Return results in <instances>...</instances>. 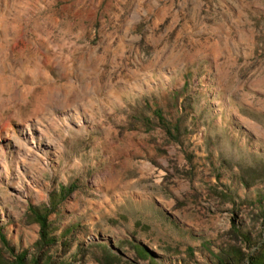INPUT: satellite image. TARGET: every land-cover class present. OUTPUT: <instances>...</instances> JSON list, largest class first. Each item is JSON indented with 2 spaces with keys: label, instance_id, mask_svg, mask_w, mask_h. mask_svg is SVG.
<instances>
[{
  "label": "rangeland",
  "instance_id": "obj_1",
  "mask_svg": "<svg viewBox=\"0 0 264 264\" xmlns=\"http://www.w3.org/2000/svg\"><path fill=\"white\" fill-rule=\"evenodd\" d=\"M32 207L74 264L257 252L264 0H0L5 257L35 253Z\"/></svg>",
  "mask_w": 264,
  "mask_h": 264
},
{
  "label": "trees",
  "instance_id": "obj_2",
  "mask_svg": "<svg viewBox=\"0 0 264 264\" xmlns=\"http://www.w3.org/2000/svg\"><path fill=\"white\" fill-rule=\"evenodd\" d=\"M68 190H70V187H68L65 192ZM49 212L50 210L47 208L32 207L30 209L33 220L39 225L37 239L32 245L35 249V253L30 256L27 249L15 252L13 247L7 246V243H4V249L9 254L8 257H5L3 253L0 252V264H74L64 260L54 259L52 254H49L50 249L59 244L58 236H56L50 228V223L48 221ZM232 231L235 235H240L238 229ZM261 235L262 242L257 252L247 254L240 246L233 247L228 251H210V256L214 259L213 263L264 264V226ZM241 237L244 241L243 244L250 248L252 245L251 238L247 234H241ZM1 240L4 242L3 236Z\"/></svg>",
  "mask_w": 264,
  "mask_h": 264
}]
</instances>
